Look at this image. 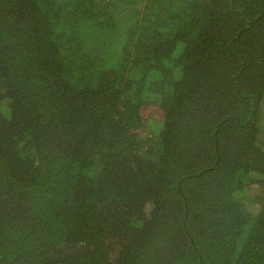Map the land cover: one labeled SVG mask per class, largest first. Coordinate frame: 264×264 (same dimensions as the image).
<instances>
[{
  "label": "trees",
  "instance_id": "16d2710c",
  "mask_svg": "<svg viewBox=\"0 0 264 264\" xmlns=\"http://www.w3.org/2000/svg\"><path fill=\"white\" fill-rule=\"evenodd\" d=\"M263 115L264 0H0V264H264Z\"/></svg>",
  "mask_w": 264,
  "mask_h": 264
},
{
  "label": "rangeland",
  "instance_id": "374dc122",
  "mask_svg": "<svg viewBox=\"0 0 264 264\" xmlns=\"http://www.w3.org/2000/svg\"><path fill=\"white\" fill-rule=\"evenodd\" d=\"M262 124H263V126H264V115H263V118H262ZM253 192V191H252ZM244 193H245V191H244Z\"/></svg>",
  "mask_w": 264,
  "mask_h": 264
}]
</instances>
